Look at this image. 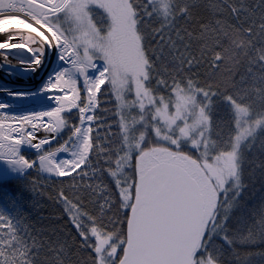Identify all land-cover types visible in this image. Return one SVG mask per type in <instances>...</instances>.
I'll return each mask as SVG.
<instances>
[{
	"label": "snow or ice",
	"instance_id": "6c2138e0",
	"mask_svg": "<svg viewBox=\"0 0 264 264\" xmlns=\"http://www.w3.org/2000/svg\"><path fill=\"white\" fill-rule=\"evenodd\" d=\"M195 7L0 0V69L35 77L55 57L36 90H7L42 110L0 101V264H264V251H235L264 244V202L241 205L264 137V0H214L211 19L181 28ZM32 169L73 181L57 193L72 243L19 211L8 182Z\"/></svg>",
	"mask_w": 264,
	"mask_h": 264
},
{
	"label": "trees",
	"instance_id": "16d2710c",
	"mask_svg": "<svg viewBox=\"0 0 264 264\" xmlns=\"http://www.w3.org/2000/svg\"><path fill=\"white\" fill-rule=\"evenodd\" d=\"M196 4L193 9L192 16L188 20L178 21L181 28L189 30L197 27L201 20L212 18V14L208 5L214 0H191ZM224 18L230 21L228 13H224ZM243 71V68L239 69ZM239 79V75L236 77ZM106 86H102L105 88ZM102 109L111 108V103H105L108 100L107 96H102ZM34 158V157H32ZM264 162V137H258L255 147L252 148L247 157L244 172L245 190L242 193L241 205L244 210H251L255 206L264 202V169L261 164ZM31 174L24 178L14 179L8 182L11 186L18 189L17 200L19 211L22 213L27 224L33 226L37 230L55 229L61 238H67L69 243L76 239V233L73 225L70 222L68 215L64 211L62 203L57 200V193L63 189L71 195L75 189L72 187L73 181L71 178H46L44 174L38 173L36 169L30 170ZM37 180L36 191H31V181ZM27 187L28 190H25ZM241 215L240 212L236 213ZM251 225V221H249ZM243 235H247L245 231ZM220 244V241H217ZM235 251L243 255L246 252L264 251V244L257 241L254 245H244L237 242ZM81 256L86 258V253H81ZM233 258L225 254L226 264L232 261Z\"/></svg>",
	"mask_w": 264,
	"mask_h": 264
},
{
	"label": "bare ground",
	"instance_id": "6f19581e",
	"mask_svg": "<svg viewBox=\"0 0 264 264\" xmlns=\"http://www.w3.org/2000/svg\"><path fill=\"white\" fill-rule=\"evenodd\" d=\"M27 31V30H25ZM3 51V50H0ZM13 52L16 51H21V50H12ZM0 59H2V57H0ZM9 61L13 64V65H18V61L17 59L13 58L12 56L8 57ZM55 60V57H51L47 63H46V67L44 69V71L38 73L35 77H33L32 80L30 81H23V83L26 82V84H23V86H17V84H14V82H16L14 80V82L9 81L8 78H11L12 75H9L5 70L0 69V101L5 102V103H9L12 104L14 107L10 108V109H6L3 110L5 112H8L10 114H27L30 111H39L42 110L41 106L38 104L33 103L31 100H14L13 98L9 97L7 95V90L8 89H13V88H22L25 90H36L40 85L42 80L47 76L48 71L53 67V62ZM4 75L7 77V79L4 78ZM23 80V79H21ZM32 81V82H31ZM54 106V102H46L44 107H51ZM46 119V118H45ZM40 136L45 135V133L41 132L39 133ZM26 155L28 154V156H31L32 152H27L25 153Z\"/></svg>",
	"mask_w": 264,
	"mask_h": 264
},
{
	"label": "rangeland",
	"instance_id": "374dc122",
	"mask_svg": "<svg viewBox=\"0 0 264 264\" xmlns=\"http://www.w3.org/2000/svg\"><path fill=\"white\" fill-rule=\"evenodd\" d=\"M1 73V72H0ZM4 78L5 79H7V77L4 75ZM21 79H23V80H21ZM33 79V77H27V76H25V77H19V76H14V75H12V77L11 78H8V80L9 81H12V82H14V80L16 81V82H14V84H17V86H23V84H26V82L27 81H30V80H32ZM26 81L25 83H23V81ZM32 82V81H31ZM18 88V87H17ZM73 119L75 120V113H74V115H73ZM29 153V152H32V150H27L26 151V153ZM28 155V154H27Z\"/></svg>",
	"mask_w": 264,
	"mask_h": 264
}]
</instances>
